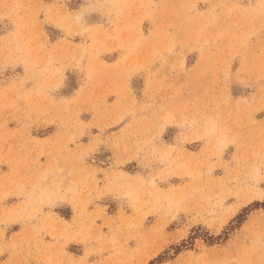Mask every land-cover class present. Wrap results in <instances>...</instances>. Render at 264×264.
<instances>
[{"label": "rangeland", "instance_id": "rangeland-1", "mask_svg": "<svg viewBox=\"0 0 264 264\" xmlns=\"http://www.w3.org/2000/svg\"><path fill=\"white\" fill-rule=\"evenodd\" d=\"M0 264H264V0H0Z\"/></svg>", "mask_w": 264, "mask_h": 264}, {"label": "crops", "instance_id": "crops-1", "mask_svg": "<svg viewBox=\"0 0 264 264\" xmlns=\"http://www.w3.org/2000/svg\"><path fill=\"white\" fill-rule=\"evenodd\" d=\"M66 219V218H65ZM67 219H72V217L71 218H67Z\"/></svg>", "mask_w": 264, "mask_h": 264}]
</instances>
